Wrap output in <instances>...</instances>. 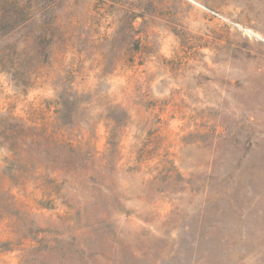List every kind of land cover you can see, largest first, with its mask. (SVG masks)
<instances>
[{
    "label": "rangeland",
    "instance_id": "obj_1",
    "mask_svg": "<svg viewBox=\"0 0 264 264\" xmlns=\"http://www.w3.org/2000/svg\"><path fill=\"white\" fill-rule=\"evenodd\" d=\"M0 264H264V0H0Z\"/></svg>",
    "mask_w": 264,
    "mask_h": 264
}]
</instances>
